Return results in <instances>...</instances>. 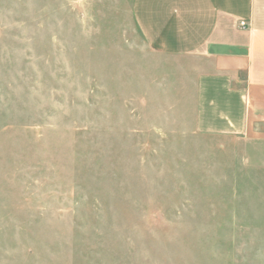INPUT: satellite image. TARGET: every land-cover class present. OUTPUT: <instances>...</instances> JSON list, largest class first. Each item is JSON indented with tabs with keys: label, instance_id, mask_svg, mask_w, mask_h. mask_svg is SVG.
Listing matches in <instances>:
<instances>
[{
	"label": "rangeland",
	"instance_id": "obj_1",
	"mask_svg": "<svg viewBox=\"0 0 264 264\" xmlns=\"http://www.w3.org/2000/svg\"><path fill=\"white\" fill-rule=\"evenodd\" d=\"M131 6L0 0V264H264V141L197 130Z\"/></svg>",
	"mask_w": 264,
	"mask_h": 264
},
{
	"label": "crops",
	"instance_id": "obj_2",
	"mask_svg": "<svg viewBox=\"0 0 264 264\" xmlns=\"http://www.w3.org/2000/svg\"><path fill=\"white\" fill-rule=\"evenodd\" d=\"M131 14L150 50L195 59L198 131L264 141V0H132Z\"/></svg>",
	"mask_w": 264,
	"mask_h": 264
},
{
	"label": "built area",
	"instance_id": "obj_3",
	"mask_svg": "<svg viewBox=\"0 0 264 264\" xmlns=\"http://www.w3.org/2000/svg\"><path fill=\"white\" fill-rule=\"evenodd\" d=\"M243 25H245V22H243Z\"/></svg>",
	"mask_w": 264,
	"mask_h": 264
}]
</instances>
